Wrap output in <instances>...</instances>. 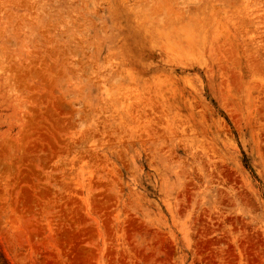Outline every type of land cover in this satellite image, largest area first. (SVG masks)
Returning a JSON list of instances; mask_svg holds the SVG:
<instances>
[{
    "label": "rangeland",
    "instance_id": "374dc122",
    "mask_svg": "<svg viewBox=\"0 0 264 264\" xmlns=\"http://www.w3.org/2000/svg\"><path fill=\"white\" fill-rule=\"evenodd\" d=\"M0 264H264V0H0Z\"/></svg>",
    "mask_w": 264,
    "mask_h": 264
}]
</instances>
